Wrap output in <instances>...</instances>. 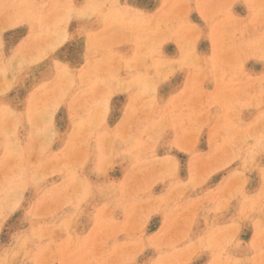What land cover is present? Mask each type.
Here are the masks:
<instances>
[{
	"label": "rangeland",
	"instance_id": "obj_1",
	"mask_svg": "<svg viewBox=\"0 0 264 264\" xmlns=\"http://www.w3.org/2000/svg\"><path fill=\"white\" fill-rule=\"evenodd\" d=\"M0 264H264V0H0Z\"/></svg>",
	"mask_w": 264,
	"mask_h": 264
}]
</instances>
